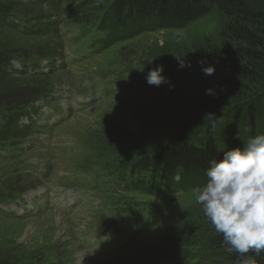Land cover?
Segmentation results:
<instances>
[{
    "label": "rangeland",
    "instance_id": "1",
    "mask_svg": "<svg viewBox=\"0 0 264 264\" xmlns=\"http://www.w3.org/2000/svg\"><path fill=\"white\" fill-rule=\"evenodd\" d=\"M7 1L19 4L22 10H26V15L34 19L44 18L56 8L54 0ZM88 9L93 8L89 6ZM128 22L133 27V22ZM225 22L224 15L213 12L183 30L144 31L129 41L120 42L90 63L79 64L71 73L67 70L36 78H13L6 76L2 70L0 106L40 94L53 92L56 97L67 91L78 93L88 86L89 79L107 78V74L113 75L125 68L138 70L144 68L149 59L155 61L145 70L159 64H163L165 70H175L179 66L174 55L189 62L195 46L217 38ZM132 27L131 30H134ZM64 32L66 36L63 40L60 33L59 36L42 38L24 37L0 22V60L3 53L29 58L41 50V55L45 56L48 54L44 52L47 46L56 50L64 44L67 53H73L79 36L75 32ZM13 64L19 67L17 62ZM153 88L159 90L160 86ZM170 100L156 92L135 99H109L95 104L59 127L56 134L62 146L53 151L48 147L37 151L34 150L36 146H27L24 154L21 148L0 146V263L19 260V264H39L25 261L41 257V264H74L70 254H75L85 257V264H172L177 262V258L180 262L181 256H185L182 248L174 249L177 247L174 244L183 239L188 242L190 237L201 239L216 234L199 206L188 197L176 203L149 235L138 238L131 247L115 256L102 254L97 260L90 259L72 236L73 231L82 228L83 224L90 227L99 221L111 223L107 217H100V213L92 211L95 205L101 204V200H95V196L88 191L92 178L96 179L91 164H97L101 157L110 156L109 153L125 155L129 150L151 147L169 137L172 128L158 120L173 107ZM29 142L26 138L23 143ZM70 144L71 147L68 146ZM39 187L43 194L54 188H58L59 195H65L66 191L77 193L78 198L83 200L79 206L84 207V212L81 214L79 208H74L75 212L71 215L60 209L63 206L55 198L46 209L45 205L32 202L36 212H28L29 215L21 212V218H17L19 209H22L21 205L16 207L17 203L21 204L25 196V199L32 197L34 192L29 191ZM28 207L33 209L31 205ZM87 207L92 208L87 210ZM200 223L203 224L201 227L198 226ZM108 228L104 225V230ZM182 244L185 243L179 245ZM81 262L78 260L76 264Z\"/></svg>",
    "mask_w": 264,
    "mask_h": 264
},
{
    "label": "trees",
    "instance_id": "2",
    "mask_svg": "<svg viewBox=\"0 0 264 264\" xmlns=\"http://www.w3.org/2000/svg\"><path fill=\"white\" fill-rule=\"evenodd\" d=\"M106 1L86 0L80 7L83 10L90 6L93 9L87 8V12L105 13L106 48H114L144 31L183 30L213 12L226 18L217 38L208 39L192 50L191 67L165 70L163 75L174 87L164 84L155 90L145 85V94L157 92L171 99L173 107L158 120L172 128L169 137L151 147L129 150L125 155L109 153L106 156L121 163L123 176L132 180L130 185L137 192L160 199L157 212H169L178 203L176 196L191 194L194 187L205 182L209 161L219 159L228 149L243 147L250 137L264 134V0H109L105 6ZM98 8L103 9L96 11ZM13 16L28 17L19 4L0 0V22L6 27L24 37L50 36L45 33L49 30L45 24L44 28L30 24L33 18L25 19L26 32H21L19 25L10 21ZM87 16L92 18L93 14ZM128 21L133 22V27ZM40 53L41 50L36 54ZM5 55L0 60V71L8 77H26L13 76L11 72L12 61L25 62L26 57ZM201 60L205 61V67L215 66L214 75L202 72ZM210 88L215 90V95L206 94ZM42 95L0 106L5 109L6 134H15L18 119L26 113V105ZM205 113H215L221 118L220 123L214 127L212 122H205ZM177 171L182 176L180 183L173 179ZM187 240L174 244V247L177 245L174 249L193 250L194 258L199 256L194 264H235L236 255L222 247V235ZM180 243L185 244L180 246ZM257 261L264 264V256L257 257Z\"/></svg>",
    "mask_w": 264,
    "mask_h": 264
},
{
    "label": "clouds",
    "instance_id": "3",
    "mask_svg": "<svg viewBox=\"0 0 264 264\" xmlns=\"http://www.w3.org/2000/svg\"><path fill=\"white\" fill-rule=\"evenodd\" d=\"M174 57L180 69L191 67L186 59ZM154 61L147 60L138 71L144 72ZM199 63L205 75L215 74V66L205 67L203 60ZM164 72L163 64L152 67L146 82L150 86L174 87ZM206 94L215 95V90L207 89ZM203 119L214 127L221 121L215 113H205ZM205 176V182L191 190L190 199L199 206L210 227L223 236L222 247L236 255L235 264H258L257 257L264 256V134L250 137L243 147L228 149L219 159L209 161ZM173 179L181 182L179 171Z\"/></svg>",
    "mask_w": 264,
    "mask_h": 264
},
{
    "label": "bare ground",
    "instance_id": "4",
    "mask_svg": "<svg viewBox=\"0 0 264 264\" xmlns=\"http://www.w3.org/2000/svg\"><path fill=\"white\" fill-rule=\"evenodd\" d=\"M95 60V59H94ZM92 61V60H91ZM90 63V62H89ZM83 111V110H82ZM72 123H74V122H72Z\"/></svg>",
    "mask_w": 264,
    "mask_h": 264
}]
</instances>
